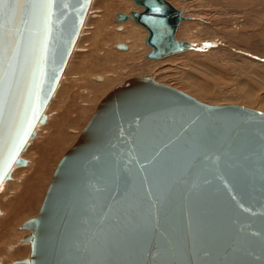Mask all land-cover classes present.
<instances>
[{"label":"water","instance_id":"obj_1","mask_svg":"<svg viewBox=\"0 0 264 264\" xmlns=\"http://www.w3.org/2000/svg\"><path fill=\"white\" fill-rule=\"evenodd\" d=\"M132 1L143 11L115 21L144 27L147 59L192 48L176 39L183 17L170 2ZM89 4L58 0L47 26L27 0L0 4V183L26 164L19 155L45 123ZM17 61L22 75L8 67ZM23 227L31 259L12 264H264V113L128 79L100 102Z\"/></svg>","mask_w":264,"mask_h":264},{"label":"rangeland","instance_id":"obj_2","mask_svg":"<svg viewBox=\"0 0 264 264\" xmlns=\"http://www.w3.org/2000/svg\"><path fill=\"white\" fill-rule=\"evenodd\" d=\"M167 1L183 17L176 38L192 48L150 60L147 32L131 19L115 21L117 13L130 16L142 9L132 0H91L43 113L46 121L37 125L20 155L26 164L14 166L10 180L0 185V209L16 216L6 237L0 229V264L30 259L33 240L23 242L30 233L22 229L23 223L38 215L59 161L77 142L100 102L122 82L151 76L208 106L238 105L264 113V0ZM120 43L127 50L117 49ZM99 84L106 87L95 89Z\"/></svg>","mask_w":264,"mask_h":264},{"label":"snow or ice","instance_id":"obj_3","mask_svg":"<svg viewBox=\"0 0 264 264\" xmlns=\"http://www.w3.org/2000/svg\"><path fill=\"white\" fill-rule=\"evenodd\" d=\"M3 3H4V0H0V4H3ZM27 3L33 9V12L38 14L42 18L45 26L51 23V18L55 14L53 12V6L55 4H58V0H27ZM19 43L20 41L19 39H17L16 48L13 49V59L14 60L18 56ZM44 45L46 47V40L44 42ZM4 54H5V46H4V37H3V23L0 22V85H2L4 81V71H5ZM8 67L15 72H19L21 75L24 72V64L22 62L17 61L14 64H9ZM42 71H43L42 68L39 69L38 73L34 71V77H35L34 85L37 90V93H38L39 86L41 83ZM21 142H22V138H21Z\"/></svg>","mask_w":264,"mask_h":264},{"label":"bare ground","instance_id":"obj_4","mask_svg":"<svg viewBox=\"0 0 264 264\" xmlns=\"http://www.w3.org/2000/svg\"><path fill=\"white\" fill-rule=\"evenodd\" d=\"M90 2H91V0H90ZM133 2V1H132ZM135 4V3H134ZM89 6H90V4H89ZM89 6H88V8H89ZM137 6V5H136ZM139 7V6H138ZM141 9H142V11H143V8L142 7H140ZM142 11H140V12H142ZM87 12H88V9H87V11H86V14H87ZM85 17H86V15H85ZM85 19V18H84ZM129 21V20H128ZM84 22V21H83ZM127 22V21H126ZM119 23H124V22H119ZM137 24V23H136ZM83 25V24H82ZM82 25H81V27H82ZM139 25V24H138ZM180 25V24H179ZM141 26V25H140ZM81 27H80V30H81ZM142 27V26H141ZM179 27V26H178ZM143 29H144V27H142ZM119 29H122L121 27H119ZM80 30H79V33H80ZM145 30V29H144ZM146 31V30H145ZM177 31H178V29H177ZM79 33H78V35H79ZM77 38H78V36H77ZM116 39H118V37L116 36ZM120 39V38H119ZM177 39V38H176ZM77 40V39H76ZM185 42V41H184ZM76 43V42H75ZM75 45V44H74ZM126 47H127V45L126 44H124ZM74 47V46H73ZM128 48V47H127ZM127 48H126V50H127ZM150 48V47H149ZM73 49V48H72ZM151 50V49H150ZM122 51H125V50H122ZM189 51V50H188ZM71 52H72V50H71ZM71 52H70V54H71ZM187 52V51H186ZM183 53H185V52H183ZM70 54H69V56H70ZM180 54H182V53H180ZM176 55H178V54H176ZM69 56H68V58H69ZM172 56H174V55H172ZM170 57V56H169ZM68 58H67V60H68ZM167 58V57H166ZM164 59V58H163ZM150 60H152V59H150ZM66 63H67V61H66ZM66 65V64H65ZM65 68V67H64ZM63 71H64V69H63ZM63 71H62V73H63ZM62 73H61V75H62ZM61 75H60V77H59V80H60V78H61ZM96 81L98 80V81H101V78H98V77H96V78H94ZM59 80H58V82H59ZM155 81V80H154ZM58 82H57V84H58ZM156 82V81H155ZM160 84V83H159ZM99 85H101V86H99ZM99 85H95L94 86V88L95 87H100V88H105L106 87V85H104V84H99ZM163 85V84H162ZM57 86V85H56ZM167 86V85H166ZM170 87V86H169ZM173 88V87H172ZM55 89H56V87H55ZM55 89H54V91H55ZM96 89V88H95ZM175 89V88H174ZM100 90V89H99ZM176 90H178V89H176ZM54 91H53V93H54ZM102 91V90H101ZM180 91V90H179ZM182 92V91H181ZM53 93H52V95H53ZM86 93H87V91H86ZM99 93V92H98ZM184 93V92H183ZM92 94V93H91ZM90 94V95H91ZM186 94V93H185ZM187 95V94H186ZM96 96V95H95ZM189 96V95H188ZM191 97V96H190ZM105 98V97H104ZM191 98H193V97H191ZM194 99V98H193ZM51 100H52V98H51ZM50 100V101H51ZM88 100V99H87ZM196 100V99H195ZM49 101V102H50ZM88 101H90V99L88 100ZM87 101V102H88ZM197 101V100H196ZM48 102V103H49ZM199 102V101H198ZM201 103V102H200ZM203 104V103H202ZM48 105V104H47ZM47 105H46V107H47ZM238 106V105H237ZM46 107L44 108V111H45V109H46ZM241 107H243V106H241ZM245 108V107H244ZM82 109V108H81ZM248 109V108H247ZM249 110H252V109H249ZM44 111H43V113H44ZM254 111H256V110H254ZM259 112H261V111H259ZM263 113V112H262ZM16 118V117H15ZM45 121H46V119H45ZM37 125H39V124H37ZM37 125L35 126V128H34V132H35V129H36V127H37ZM44 125V124H43ZM40 126H42V125H40ZM29 140H31V139H29ZM28 140V141H29ZM26 150V149H25ZM22 152H24V151H22ZM68 152V151H67ZM66 154V153H65ZM64 154V155H65ZM21 155V154H20ZM20 155H19V157H20ZM21 158V157H20ZM14 167V166H13ZM16 167H18V166H16ZM13 169V168H12ZM11 169V170H12ZM11 173V172H10ZM3 182H5V181H2L1 183H0V185L3 183ZM51 182V181H50ZM50 185V184H49ZM49 187V186H48ZM48 190V189H47ZM25 193V192H24ZM46 195V194H45ZM45 198V197H44ZM27 203V202H26ZM2 207V206H1ZM0 207V208H1ZM3 208H5V207H3ZM10 210H12V209H10ZM5 211V210H4ZM3 210H1L0 209V229H1V231L3 232L4 231V237H6L5 236V231H7L8 232V227L10 226V222H12L11 221V218H12V220L14 219V217H16V216H14L15 215V212L14 213H12V214H14L13 216H12V214H11V212H9V211H7V215H6V211L4 212ZM13 212V211H12ZM5 217H6V219H5ZM21 217V216H20ZM18 218V217H17ZM18 220V219H17ZM14 222V221H13ZM20 222V221H19ZM24 224V223H23ZM10 227H12L13 228V226H10ZM14 227H17V226H14ZM6 228H8V229H6ZM22 229H26V228H24L23 227V225H22ZM14 230V229H13ZM26 230H28V229H26ZM0 231V232H1ZM30 232V231H29ZM12 233V232H11ZM21 234L22 233H20L19 235L21 236ZM30 234V233H29ZM1 236V235H0ZM14 236H17V235H14ZM3 236L1 237L2 239L4 238ZM10 237V236H9ZM25 238V237H24ZM24 238H23V242H29L30 240H31V238H30V240L29 241H24ZM2 239H1V243H2ZM11 241V240H10ZM5 242V241H4ZM3 242V243H4ZM10 243V242H9ZM0 246H1V244H0ZM31 253H32V243H31ZM0 256H1V252H0ZM3 257H6L5 255L3 256ZM8 257V256H7ZM12 257V256H11ZM1 258V257H0ZM3 259V258H2ZM30 259H31V256H30ZM30 259H28V260H30ZM21 261V260H20ZM23 261V260H22Z\"/></svg>","mask_w":264,"mask_h":264}]
</instances>
